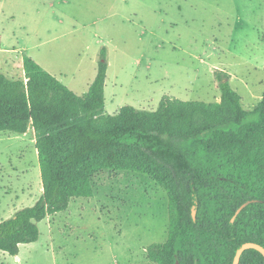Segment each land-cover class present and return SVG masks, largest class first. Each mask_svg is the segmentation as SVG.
Instances as JSON below:
<instances>
[{"label": "rangeland", "instance_id": "1", "mask_svg": "<svg viewBox=\"0 0 264 264\" xmlns=\"http://www.w3.org/2000/svg\"><path fill=\"white\" fill-rule=\"evenodd\" d=\"M25 56L81 97L107 62V115L157 111L165 97L219 103L221 73L251 111L264 95V0H0V74L24 79ZM93 186L0 264H154L147 249L169 233L164 188L130 171ZM42 195L34 129L0 131V222Z\"/></svg>", "mask_w": 264, "mask_h": 264}, {"label": "trees", "instance_id": "2", "mask_svg": "<svg viewBox=\"0 0 264 264\" xmlns=\"http://www.w3.org/2000/svg\"><path fill=\"white\" fill-rule=\"evenodd\" d=\"M23 67L24 79L0 74V131L34 129L43 195L0 222V252L17 257L38 242V224L93 198L104 171L146 175L166 191L169 233L147 249L154 264H235L245 244L264 249V95L246 111L221 73L219 103L165 97L157 111L112 116L107 62L83 97L30 57ZM239 264H264V255L246 250Z\"/></svg>", "mask_w": 264, "mask_h": 264}, {"label": "water", "instance_id": "3", "mask_svg": "<svg viewBox=\"0 0 264 264\" xmlns=\"http://www.w3.org/2000/svg\"><path fill=\"white\" fill-rule=\"evenodd\" d=\"M250 249H255V250H258L260 251L263 255H264V249L257 245V244H254V243H247L243 246V248L240 250V252L238 253L237 257H236V260H235V264H239L240 262V258H241V255L244 251L246 250H250ZM177 264H180L179 262H177Z\"/></svg>", "mask_w": 264, "mask_h": 264}]
</instances>
